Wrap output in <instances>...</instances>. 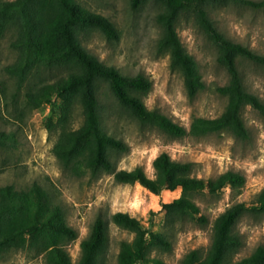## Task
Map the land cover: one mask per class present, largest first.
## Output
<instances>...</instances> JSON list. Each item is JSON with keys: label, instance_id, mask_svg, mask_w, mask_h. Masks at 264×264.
<instances>
[{"label": "rangeland", "instance_id": "rangeland-1", "mask_svg": "<svg viewBox=\"0 0 264 264\" xmlns=\"http://www.w3.org/2000/svg\"><path fill=\"white\" fill-rule=\"evenodd\" d=\"M85 8L101 13L114 22L119 30L118 39H108L98 30H89L82 43L89 52L107 65L118 68L125 75H144L151 82L150 90L142 96L149 110L166 115L172 121L190 128L194 117L215 118L225 110L228 99L217 90L229 80L226 69L218 62L215 44L198 26L191 14H183L177 22L179 36L196 60L204 88L194 97L188 95L182 73L173 69L168 53L157 49L161 28L156 15L161 6L146 0L134 9L130 0H78ZM216 27L230 40L241 43L258 54H264V9L245 5L224 4L210 8ZM16 35L10 28L0 40V131L14 138L10 146H0V186L12 184L18 189L40 183L48 192L52 203L58 204L67 223L78 233L66 245L71 260L78 262L81 241L86 238L99 216L108 219L109 242L99 264H118L117 257L122 241H131L134 234L112 221L115 212H127L139 219L151 231L162 232L172 243L170 250L154 248L149 252L150 262L159 259L165 264H180L183 257L196 250L205 258L212 240L215 218L235 203L257 205L264 188V112L245 105L241 117L248 131L240 138L229 131L202 136L186 135L173 138L151 124H144L120 107L103 84L99 99L103 105V127L113 136L123 140L128 150L113 153L116 170L144 168L149 177L154 176V158L168 152L175 160L190 162L192 174L204 179H215L232 170L245 176L239 188L225 186L218 193L202 191L192 199L199 207L197 217L190 215L168 221L163 204L177 198L181 190H165L156 195L139 182L122 184L113 173L104 172L96 178L89 174L76 176L65 171L53 153V145L60 128L46 127L52 114V105L44 104L31 109L26 92L45 81H54L64 75V68L38 70L32 74L22 89L17 88L14 77L5 67L16 60L11 41ZM245 88L264 103V67L248 60H239ZM56 102L54 121L59 120L60 106ZM83 116L74 105L67 127L77 128ZM242 245L232 256L238 261L250 256L257 247L264 246V213H246L235 226ZM0 264H45L42 254L28 245V237H18L16 247L0 259Z\"/></svg>", "mask_w": 264, "mask_h": 264}, {"label": "trees", "instance_id": "trees-1", "mask_svg": "<svg viewBox=\"0 0 264 264\" xmlns=\"http://www.w3.org/2000/svg\"><path fill=\"white\" fill-rule=\"evenodd\" d=\"M145 1L130 0L134 9ZM154 1L161 6L156 15V22L162 31L157 49L169 54L171 67L182 73L190 97L204 88V82L195 58L187 52L179 36V17L191 14L217 47V60L229 75L228 82L217 88L228 99L225 110L218 117L196 116L188 129L162 113L149 110L142 96L150 90V80L142 74H123L115 66L99 60L82 43L83 34L89 30H98L108 39H118L120 34L112 20L85 8L78 0H0V40L10 28L14 27L16 31L10 43L16 51V60L8 64L5 71L15 78L17 88L22 89L38 70H66L54 81L41 82L26 92L27 104L31 109L44 104L52 105L53 111L46 127L49 130L60 128L52 150L65 171L76 176L89 174L92 178L104 172L113 173L117 182H139L156 195H161L165 190L180 189L177 198L163 204L166 219L174 221L190 215L204 220L203 216L197 217L199 207L192 199L193 194L202 191L218 193L227 185L239 188L245 184V176L229 170L215 179L206 180L192 174L190 162L175 160L168 152H161L154 158L153 177H149L141 166L132 170H116L112 155L127 151L128 146L103 127L104 107L99 99V87L104 84L118 105L141 123L154 125L173 138L202 136L224 130L246 138L248 131L241 117L243 107L250 104L264 112V103L246 90L239 60H248L264 67V54L228 39L216 27L210 16V8L239 4L264 9V0ZM55 101L62 104L58 121H54L53 117ZM74 105L80 107L83 116L77 128L67 127ZM13 141L11 134L0 131V146H10ZM248 212L264 213V188L257 205L235 203L215 218L211 245L204 259L201 260L198 252L193 250L183 257L180 264H264V246L257 247L248 257L232 261V256L242 245L235 226ZM112 221L134 234L131 241L121 242L118 264L150 262L149 252L152 249L172 248L164 233L149 230L142 221L127 212H115ZM21 235L28 237L32 250L43 255L45 264H99L109 242L108 219L97 217L89 235L81 241L80 258L74 263L66 245L76 239L78 233L67 223L62 208L52 203L43 186L38 182L22 189L12 184L0 186V259L16 247ZM151 262L165 264L159 259Z\"/></svg>", "mask_w": 264, "mask_h": 264}]
</instances>
